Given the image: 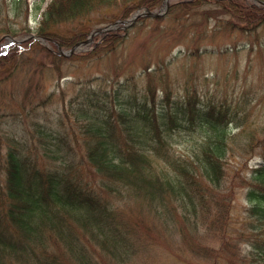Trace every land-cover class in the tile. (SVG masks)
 <instances>
[{"label": "trees", "instance_id": "obj_1", "mask_svg": "<svg viewBox=\"0 0 264 264\" xmlns=\"http://www.w3.org/2000/svg\"><path fill=\"white\" fill-rule=\"evenodd\" d=\"M162 1L49 0L35 33L52 49L27 38L0 51V264H128L155 245L174 261L264 264V149L248 173L227 171L232 129L246 119L238 104L203 101L191 78L175 94L149 67L140 89L87 78L66 98L59 86L65 62L111 53L123 31L70 57L51 40L67 49L89 33L92 15L117 9L105 13L111 22ZM204 4L229 16L216 24L225 32L264 23V5L252 0H178L135 22ZM27 16V0H0V36L29 32ZM262 141L248 136L237 154Z\"/></svg>", "mask_w": 264, "mask_h": 264}, {"label": "rangeland", "instance_id": "obj_2", "mask_svg": "<svg viewBox=\"0 0 264 264\" xmlns=\"http://www.w3.org/2000/svg\"><path fill=\"white\" fill-rule=\"evenodd\" d=\"M48 1L27 0L26 23L30 31L18 34L16 37L35 34L41 13ZM173 1L178 0H168L169 3ZM252 1L258 3V0ZM213 8V4H204L192 11L184 10L185 13L182 11L178 13L176 10L172 13L175 17H162L157 21L150 18L144 22L116 24L117 28H114V31L120 28L123 31V37L114 51L106 55L97 54V56L93 55L94 57L65 62L64 76L59 86L64 89L66 98L70 97L74 88L80 85L77 84V80L82 82L87 78L91 79L93 85L99 84L104 88H114L123 83L133 89H140L146 84L145 67H149V69H157L156 79H161L162 82L168 81L172 92L183 94L187 87L185 81L191 78L189 83L196 86L203 101L206 102L215 96L217 99L226 98L231 105L238 104L244 107L242 109L238 106V110L240 114L245 113L246 119L232 129L234 136L228 141L232 154L227 171L228 177L240 169L248 173L250 168L260 160L264 149L262 141L263 143L253 147L251 152L237 154L240 144L246 142L248 136L255 140L264 139V23L251 32L238 30L225 32L217 25L220 20L227 19L229 16ZM156 9L157 11L159 9L161 16H164L169 6L167 9L164 5ZM207 12H212L213 15L205 19L203 14ZM105 13L116 15L118 10L107 9L95 16L92 15L96 18L91 21L94 25L89 30H92L89 42L78 46L74 54L89 52L93 45L99 43V39L103 36L100 27L110 23L107 22L108 15ZM203 28L205 31L200 38L201 35L197 36L196 31L202 32ZM65 29H71L70 24L59 28L60 31ZM5 36L6 34L0 36V51L4 50L9 42ZM36 40L40 43L38 39ZM45 42L47 46H52L50 41ZM192 46L202 49L199 58L194 59L186 55L187 50ZM179 51H182L181 54H177ZM98 52L99 50L94 54ZM70 80L75 81L76 85ZM43 86H46V89L52 87V80L45 78ZM161 88L162 86L158 84L156 91L161 93ZM53 111V106L47 107L48 114ZM242 201V198L236 200L234 213L239 212ZM148 250L145 251L149 255L146 261H142L139 256L128 264H197L195 260L193 263L174 261L173 256L166 254L165 249L160 245H155Z\"/></svg>", "mask_w": 264, "mask_h": 264}, {"label": "water", "instance_id": "obj_3", "mask_svg": "<svg viewBox=\"0 0 264 264\" xmlns=\"http://www.w3.org/2000/svg\"><path fill=\"white\" fill-rule=\"evenodd\" d=\"M163 3L167 6V0H163ZM143 14H146V15H152V16H157V15H160L161 13L159 11H151L149 9H145L144 11L140 12V13H135L133 16L129 17L127 20L129 21H133V19H135L138 15H143ZM117 22H120V20H117L115 21L114 23H110V24H107L105 27H104V30H107V29H110L112 27V25L116 24ZM30 36H33V37H37L35 35H30ZM10 37V36H9ZM12 40H15L13 37H10ZM73 51V48H70L68 53L72 52ZM58 52L61 53V54H66L65 52H63L61 50V48L58 46Z\"/></svg>", "mask_w": 264, "mask_h": 264}]
</instances>
